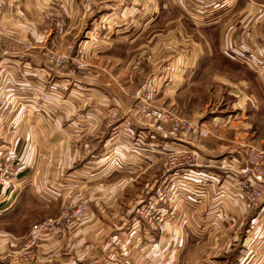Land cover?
<instances>
[{
  "label": "crops",
  "instance_id": "crops-1",
  "mask_svg": "<svg viewBox=\"0 0 264 264\" xmlns=\"http://www.w3.org/2000/svg\"><path fill=\"white\" fill-rule=\"evenodd\" d=\"M96 5V8H91L92 15H95L90 29L83 33L80 41L88 53L96 60L107 58V63L117 56L126 58L129 65L135 62V58L142 57L141 64L140 61L136 64L140 66H127V77L123 78L124 89L138 80V73L149 76L150 81L158 86L159 98L197 87L196 82H210L215 89L213 96L223 93L222 96L236 98V104L241 100V104L234 106L236 108H232L228 112L230 114L226 113L222 119L227 117L228 123H233L236 128L242 126L231 119L243 113L245 103L241 98L247 97L244 90L247 83L258 82L262 86L258 92L264 91V43L261 36L264 0H96ZM60 13L65 15L69 28L79 25L85 15L90 17L78 0H0V79L9 80V85L0 89V98L5 102L3 106L0 105V143L15 144L16 151L22 152L26 162H30L19 172L18 182L2 190L0 188L3 194L0 195L1 217L7 216L9 212H5L8 210L14 212L21 199L33 189L45 192L46 185L54 182L50 175L49 178L46 176L45 170L54 157L58 162L56 170L52 171L55 180L65 177L64 165L60 166L61 160L57 159L62 155L63 159L65 157L71 162L68 168L84 160L90 163V174L95 177L91 178L94 181L92 184L97 178L119 172L114 167L115 160L121 163L129 159L125 154L106 155L109 138L96 132V128L103 125L108 106H97L94 98L97 94L103 98L104 92L109 96L114 91L98 82L96 76L83 80L74 70H57L45 57L47 47L62 44V37L51 23ZM11 43L15 47H9ZM24 44L30 45L28 50L24 49ZM165 66H172L175 70L167 71ZM224 66L246 74L244 78L231 74ZM103 77L108 82L118 80L109 67ZM51 84L56 86L55 90L50 89ZM200 86L203 88V84ZM82 94L89 96L87 105H83V113L87 117L86 126L83 127L91 128L94 132L90 139L80 142L78 131L81 127L78 126L77 117L82 112L79 102ZM221 117L214 115L206 120L207 123H201V144L188 140V145L195 144L202 152L201 168L188 169V177L217 176L220 178L216 181L217 187L226 191L236 183L234 181L232 184L230 177L238 176L236 167L242 156L240 150L234 147L240 144L239 132L233 131L229 135L225 131L219 132L225 125ZM135 125L144 126L139 122ZM217 127L218 131L214 134L213 130ZM165 130L157 126L151 132L159 143L171 145L173 143L169 137L164 135ZM211 138L216 139L219 147L212 149L203 145ZM72 139L84 146L83 152L66 147L71 145ZM82 153H86V156H82ZM132 156L139 160V156ZM214 160L219 165L217 172L211 171L209 166ZM97 161L104 165L112 161L113 164L109 168L101 165V168ZM102 171L104 174H101ZM72 172L75 169L67 175L71 176ZM28 180L30 184H22ZM35 182L37 185L33 186ZM207 183L208 180L204 185ZM190 187H193L192 183H188V189ZM226 197L231 201L223 196V199L209 201L206 205L207 209L219 205L224 210L223 216L219 217L225 220L223 223H228L227 227L238 226L232 237L233 241L238 240V251L234 256L237 259L244 256L241 249L245 240L249 239L247 229L255 219L256 210L251 208V203L238 201L236 196L231 198L226 194ZM98 205L96 200L94 207ZM211 217L212 212H207L204 224L215 223ZM91 226L92 223L85 228L86 231L84 228H74L66 235L45 238L40 249H32L35 254L29 263L145 264L144 235L137 233L131 236L133 234L122 232L96 234L91 243L93 236L87 235V229L90 230ZM207 239L208 236L198 240ZM225 251L206 253L201 263L194 264H222L217 256ZM165 253L169 258L168 263L156 264H188L187 258L180 259V253H188L187 247L181 252L178 248L167 247ZM232 260L235 261L234 258Z\"/></svg>",
  "mask_w": 264,
  "mask_h": 264
},
{
  "label": "rangeland",
  "instance_id": "rangeland-1",
  "mask_svg": "<svg viewBox=\"0 0 264 264\" xmlns=\"http://www.w3.org/2000/svg\"><path fill=\"white\" fill-rule=\"evenodd\" d=\"M78 2L87 10L90 17L85 15L79 25L70 28L64 18L65 27L61 31L56 29L57 17H55L51 23L62 37V44L59 47H47L44 50L45 57L57 70H74L83 80H87L89 76H96L98 82L114 91V93L110 92V97L106 96L107 93L104 92L105 98H102L101 94H97V97L94 98L97 106H108L103 125L96 128V132L98 135L109 138L106 155L125 154L126 158L131 160L128 159L127 162L124 160L121 163H117L115 160L114 167L119 172L113 173L109 177L97 178L95 184H92L94 182L92 179L95 177L90 174V163L87 164L84 160L78 165L68 168L71 162L59 155L57 159L61 160L60 166L64 165L63 176L65 177L55 180L56 176H52V171L56 170L58 162L55 161V157L51 159L45 170L46 176L50 175L54 182L46 185V191L42 190L41 192L33 189L21 199L14 212L10 213L8 210L5 212L10 213L7 216L1 217L0 215V264L31 262L32 255L35 254L32 249H40L44 239L51 237L46 236L42 237V240L33 241V228L49 218H58L81 204L87 205L88 208L83 221L71 226L60 236L66 235L74 228H84L86 231L85 228H88L92 223L90 230L87 229V235L93 236L91 243L94 242L96 234L122 232L133 234L131 236H135L137 233L144 235L145 264L165 263L166 261L168 263L169 258L165 253L167 247L178 248L179 252L187 247L188 253H180V256L182 255L180 259L187 258L188 264L201 263V258L202 256L206 258V253H218L222 250L226 251L217 256L222 264H264L262 255L264 254V200L253 203L248 201L251 191V187L248 186L249 178L245 173L240 172L247 166L249 168L246 160L250 148L264 152V91L258 92L262 86L260 87L258 82H249L248 86L243 87L247 95L246 99L241 98L243 104L245 103L242 109L243 113L236 119H231L242 125L238 128L234 127L233 123H228L227 117L222 118L226 113L230 114L228 112L232 108H236L234 106L241 104V100H239V104H236V98L222 96L223 93L220 94L221 97L218 96L219 94L213 96L215 89L210 82H196L197 87L181 90L177 94L171 93L170 97L167 95L159 98L157 95L149 96L147 94L146 86L153 83L149 76L138 73V80L130 83L129 88L124 89L123 78L127 77V66L129 68L140 66H136V64L138 61L141 64L142 57L135 58V62L130 65L127 64L126 58L118 56L110 63H107V58L96 60L80 42L83 33L90 29L95 15H92L91 8H96V0L87 2L78 0ZM79 31H81L80 34ZM9 47H15V45L11 43ZM23 47L28 50L30 45L24 44ZM78 48L85 49L86 53L78 54ZM105 67L111 68L118 76V80L108 82L103 77L107 71ZM224 68L229 73L240 75L243 78L246 74L231 67L224 66ZM250 72L253 73L251 70ZM202 84L203 88L200 86ZM7 85H9V80L0 79V89ZM53 88L55 90L56 86L51 84L50 89ZM103 88L102 90H104ZM1 100L3 99L0 98V105L3 106L5 102ZM88 100L89 96L82 94L79 101L82 111L77 117L78 126L81 127L78 131L81 136L80 142L90 139L94 132L91 128L83 127L87 122V117L83 113V105H87ZM155 110L164 114V119L157 123L150 115ZM214 115H222L221 119L225 124L219 129V132L225 131V134L228 135L233 131L239 132L238 142L240 144L237 143L234 147L240 150L242 159L236 167L238 176L230 177L232 184L234 181L236 183L230 189H223L226 191L217 187L216 181L220 179L217 176L188 177V169L199 170L202 163L201 150L195 144L188 145V140L201 144L200 125L207 123L206 120ZM137 122L144 126L135 125ZM182 122L184 126L180 127ZM176 125H179L178 132L170 134L169 132ZM157 126L166 129L164 135L169 137L173 144H161L153 137L151 130ZM217 131L218 127L214 128L213 133L216 134ZM208 141L203 144L205 147L208 146L212 149L219 147L216 144V139L211 138ZM66 147L76 149L81 153L84 146L81 147L79 142L72 139L71 145ZM49 148H53V146ZM21 153L16 151L13 143H0L1 166L8 164V161H5L7 155H11L13 158L10 159L13 161L14 178L12 183L18 182L19 172L24 170V166L28 164L24 154ZM132 155L139 156V160L133 159ZM82 156H86V153H82ZM112 161H107L106 165L97 162L101 168L102 166L109 168L113 164ZM209 166L211 171L217 172L219 165L214 160L209 163ZM262 168H264V164H262ZM73 169L75 172H72L71 176L67 175ZM101 174H104V171ZM252 176L250 179L253 178ZM206 180L208 183L204 185ZM26 183L30 184V180L24 181L22 184ZM188 183H192L193 187L188 189ZM89 184L92 185L88 187ZM36 185L37 182L33 183V186ZM226 194L231 198L236 196L238 201L244 202V204L251 203V208L256 210L255 219L251 221L247 229L249 239L245 240L241 249L244 256L237 259L234 256L237 255L238 240L233 241L232 237L238 226L227 227L228 223H223L225 220L219 217L223 216L224 210L219 205L212 209H207L206 205L209 201L215 202L220 198L223 199V196L230 202L231 199L226 197ZM0 195L3 196L1 193ZM96 200L99 205L94 207ZM41 202L43 203L41 204ZM207 212H212L211 218L215 223L204 224ZM207 236V240H198ZM52 237L56 238L57 236ZM168 238L171 240L168 241Z\"/></svg>",
  "mask_w": 264,
  "mask_h": 264
},
{
  "label": "built area",
  "instance_id": "built-area-1",
  "mask_svg": "<svg viewBox=\"0 0 264 264\" xmlns=\"http://www.w3.org/2000/svg\"><path fill=\"white\" fill-rule=\"evenodd\" d=\"M82 1H88V0H82ZM61 6V5H60ZM65 27V20H64V14L60 13L57 16V23H56V29L62 30ZM262 40L264 43V26L262 28L261 32ZM78 54H85L86 50L82 48L77 49ZM167 71L173 72L175 70L172 66H167ZM147 94L149 96L157 95L158 93V86L156 84H148L145 88ZM151 117H153L154 121L160 122L164 119V114L160 111H152V114H150ZM148 116V115H147ZM149 116V118H151ZM184 126V123L180 125V127ZM177 127L179 125H176L175 128L170 131V134H176L178 132ZM189 127V125H188ZM248 158V159H247ZM247 163L248 166L241 169L240 172L245 173L249 178V185L251 187V191L248 195V201L250 202H258L264 200V168H262V164H264V152L256 149V148H250V150L247 153ZM13 159L11 155H7L5 157V161H8V164H3L1 166L0 164V171L1 168L3 169L0 172V185L1 189H4L5 187L9 186L10 183H12V180L14 178L13 173V161L10 160ZM253 175V176H252ZM253 177L250 179V177ZM88 208L87 205L81 204L77 206L75 209L71 210L70 212H66L62 214L58 218H52L47 219L46 221L42 222L41 224L35 226L32 230V239L35 240H42V237L46 236H60L61 234H64L71 226H74L76 224H79L83 221L85 215L87 214Z\"/></svg>",
  "mask_w": 264,
  "mask_h": 264
}]
</instances>
